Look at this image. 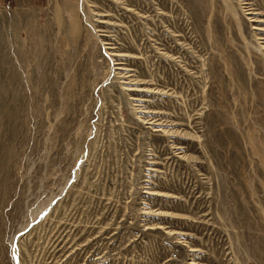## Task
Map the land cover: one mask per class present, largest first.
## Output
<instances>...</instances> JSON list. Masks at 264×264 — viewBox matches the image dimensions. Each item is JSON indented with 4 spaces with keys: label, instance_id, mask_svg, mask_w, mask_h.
<instances>
[{
    "label": "rangeland",
    "instance_id": "374dc122",
    "mask_svg": "<svg viewBox=\"0 0 264 264\" xmlns=\"http://www.w3.org/2000/svg\"><path fill=\"white\" fill-rule=\"evenodd\" d=\"M0 264H264V0H0Z\"/></svg>",
    "mask_w": 264,
    "mask_h": 264
}]
</instances>
